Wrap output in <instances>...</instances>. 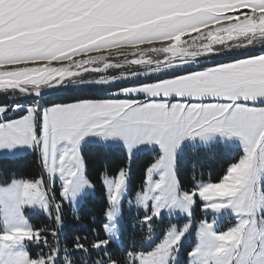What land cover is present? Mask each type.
Returning <instances> with one entry per match:
<instances>
[{
    "label": "snow or ice",
    "instance_id": "1",
    "mask_svg": "<svg viewBox=\"0 0 264 264\" xmlns=\"http://www.w3.org/2000/svg\"><path fill=\"white\" fill-rule=\"evenodd\" d=\"M23 154L0 264H264V0H0V157Z\"/></svg>",
    "mask_w": 264,
    "mask_h": 264
},
{
    "label": "trees",
    "instance_id": "2",
    "mask_svg": "<svg viewBox=\"0 0 264 264\" xmlns=\"http://www.w3.org/2000/svg\"><path fill=\"white\" fill-rule=\"evenodd\" d=\"M94 168L95 171H99L102 165L112 164L115 166L119 161L113 159L110 156H94ZM144 161H141L139 164H136L137 175L140 174ZM207 169H219L223 166V158L220 155H216L215 158H209L206 161ZM0 170H8L14 174H19L22 176H32L37 170V165L35 160L30 155H23L16 158H4L0 161ZM95 175V173H94ZM103 197L101 191L97 190L96 194L89 198L87 203L81 209V215L86 218L90 216H99L100 211L103 207ZM48 221L42 217L41 223H47ZM80 229V226L72 219V214L69 213L66 217V232L72 234L75 230ZM82 230V229H80Z\"/></svg>",
    "mask_w": 264,
    "mask_h": 264
},
{
    "label": "rangeland",
    "instance_id": "3",
    "mask_svg": "<svg viewBox=\"0 0 264 264\" xmlns=\"http://www.w3.org/2000/svg\"><path fill=\"white\" fill-rule=\"evenodd\" d=\"M115 91H116L115 87H107V88H104V89H101V90L86 92L84 94L85 95H96V96H109ZM23 155H26V154H23ZM23 155H21V156H23ZM4 158H13V157L3 156V157H0V161H2ZM141 161H144V159L141 158L138 161H136L135 164H134V168L136 167V164H139ZM209 171H211V169H209ZM125 216H126V226H127V230H128V235L129 236L135 235V228H136V223H135L136 213H135V210L133 209L131 211H128L127 210V205H125ZM42 217H44V216L40 215V216L35 217L33 222L34 223H41ZM202 217H203V214L200 213L199 210H197L196 219L198 220V219H200ZM44 218L46 219V217H44ZM209 218H211V217H209ZM230 223H232V220L231 219H227V220H225L224 225H227V224H230ZM224 225H222V226H224ZM193 239H194V232H193Z\"/></svg>",
    "mask_w": 264,
    "mask_h": 264
}]
</instances>
